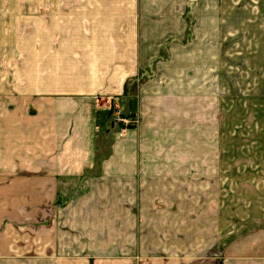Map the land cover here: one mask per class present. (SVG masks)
<instances>
[{"label": "crops", "instance_id": "obj_1", "mask_svg": "<svg viewBox=\"0 0 264 264\" xmlns=\"http://www.w3.org/2000/svg\"><path fill=\"white\" fill-rule=\"evenodd\" d=\"M120 1L122 9L108 4ZM75 2L78 24L66 41L50 43L41 70L0 78V264H194L188 249L197 210L208 251L222 248L227 264H264L263 183L247 187L250 200L235 199L250 210H236L228 225L226 157L195 152L194 121L186 124V150L145 152L158 119L143 105L155 96L143 86L126 92L124 83L147 56L107 27L116 18L152 16L143 0ZM108 97L138 116L136 127L116 135ZM179 134L171 138L176 149ZM101 143L108 152H98ZM250 161L251 177L264 176V157Z\"/></svg>", "mask_w": 264, "mask_h": 264}, {"label": "rangeland", "instance_id": "obj_2", "mask_svg": "<svg viewBox=\"0 0 264 264\" xmlns=\"http://www.w3.org/2000/svg\"><path fill=\"white\" fill-rule=\"evenodd\" d=\"M164 2L143 0L142 6L152 16L116 18L107 25L116 41L130 37L141 55L147 56L145 64L125 81V91L133 93L143 86L148 96H155L143 105L149 114L154 110L158 119L153 118L154 138L144 146L145 152L186 150V124L194 121L195 152L226 157V222L233 224L236 210L244 216L250 210L245 201L240 209L235 199L250 200L247 187L251 183L264 185V176L251 177L249 168L245 169L250 160L264 157V0ZM75 4V0H0V78L10 81L12 73L25 78L29 67L39 72L51 52L50 43L59 38L66 41L67 33L78 24ZM108 4L122 9L123 2ZM55 10L68 13L57 17L51 14ZM174 13L179 15H167ZM81 21L88 25L91 20ZM134 25L139 32H130ZM56 31L60 34L53 38ZM120 104L113 97L107 99V116L116 126V135L138 124V116ZM203 122H210L209 131L202 129ZM178 133L176 149L171 138ZM203 134L207 137L204 148ZM107 148L101 143L98 152L106 153ZM202 212H195L189 257L194 264H227L222 248L208 251L204 246ZM218 218V210L212 209L211 221ZM179 219H183L181 211ZM185 243L179 247L182 253H186ZM183 260L191 264V258Z\"/></svg>", "mask_w": 264, "mask_h": 264}, {"label": "built area", "instance_id": "obj_3", "mask_svg": "<svg viewBox=\"0 0 264 264\" xmlns=\"http://www.w3.org/2000/svg\"><path fill=\"white\" fill-rule=\"evenodd\" d=\"M117 119H119V118H117ZM121 119V118H120Z\"/></svg>", "mask_w": 264, "mask_h": 264}]
</instances>
